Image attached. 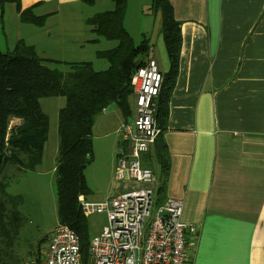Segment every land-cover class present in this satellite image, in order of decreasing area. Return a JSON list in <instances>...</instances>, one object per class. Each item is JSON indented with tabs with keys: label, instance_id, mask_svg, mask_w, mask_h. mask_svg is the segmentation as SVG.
<instances>
[{
	"label": "crops",
	"instance_id": "0c3cea01",
	"mask_svg": "<svg viewBox=\"0 0 264 264\" xmlns=\"http://www.w3.org/2000/svg\"><path fill=\"white\" fill-rule=\"evenodd\" d=\"M169 1L180 23L181 47L162 132L168 153L162 199L183 201L181 218L191 227L185 236L186 264H264V0ZM20 3L22 8L37 3L33 12L46 15L43 26H35V32L44 37L40 57H53L45 49L57 51L54 45L60 42V34L72 49L99 44L91 41L94 34L84 27L82 1ZM131 4L127 0L124 24ZM10 12L18 32L6 48L22 39L37 52L38 41L31 42L19 32L26 23L19 21L14 4ZM148 29L147 57L164 73L168 58L159 32V13ZM132 100L127 119H118L121 113L114 104L101 113L100 123L112 127L103 133L114 137L111 159L116 158L117 127L133 119V96ZM153 147L154 143L147 151L151 155ZM154 166L150 169L158 181L156 158ZM127 182L122 192L145 186ZM30 258L26 255L21 264Z\"/></svg>",
	"mask_w": 264,
	"mask_h": 264
},
{
	"label": "trees",
	"instance_id": "16d2710c",
	"mask_svg": "<svg viewBox=\"0 0 264 264\" xmlns=\"http://www.w3.org/2000/svg\"><path fill=\"white\" fill-rule=\"evenodd\" d=\"M80 1L89 5L94 3V0ZM110 1L113 8L83 21L94 34L92 42L99 38L117 42L112 48L95 51L97 58L107 62L105 70H95L89 61L65 62L69 70L62 73L46 64L60 61L40 57L34 47L22 39L17 40L13 48L0 50V174L6 164L25 171L34 170L40 163L48 137V116L42 111L39 100L64 97V104L58 110L53 180L56 215L59 224L68 226L78 236L82 264L88 261L90 235L78 196L86 197L89 192L84 170L92 160V127L96 117L112 104L119 108L124 119L131 115V76L137 69L136 63L139 66L144 63L150 47L148 38L134 44L124 28L127 0ZM6 3L14 4L20 22L43 26L46 15L38 16L33 12L37 3L22 8L20 0H0V17H3ZM148 9L152 15H160L159 32L168 58V69L161 73L162 81L154 105V119L160 129L153 147L160 174L155 198L156 203H162L168 171V153L162 132L178 74L181 33L169 0H150ZM15 118L21 123L8 129L10 120ZM4 185L0 178V238L4 239V246L10 247V214L15 219L17 211L7 207L10 199L4 193Z\"/></svg>",
	"mask_w": 264,
	"mask_h": 264
},
{
	"label": "built area",
	"instance_id": "2783aa9c",
	"mask_svg": "<svg viewBox=\"0 0 264 264\" xmlns=\"http://www.w3.org/2000/svg\"><path fill=\"white\" fill-rule=\"evenodd\" d=\"M161 81L156 61L146 57L130 80L133 119L121 123L116 130L115 178L145 186L102 201L78 196L85 217L93 213L106 216L100 232L90 237L87 264H186L185 236L191 227L181 218L183 201L165 199L156 203L157 180L149 167L141 165L142 155L160 133L154 119V105ZM24 264H82L79 238L68 226L58 223L40 259L33 257Z\"/></svg>",
	"mask_w": 264,
	"mask_h": 264
},
{
	"label": "rangeland",
	"instance_id": "374dc122",
	"mask_svg": "<svg viewBox=\"0 0 264 264\" xmlns=\"http://www.w3.org/2000/svg\"><path fill=\"white\" fill-rule=\"evenodd\" d=\"M149 4L150 0H132L130 5L124 28L128 31L134 44H138L143 38L149 37L148 26L151 27L154 16L149 12ZM112 5L113 3L110 0H94L91 5L82 2L80 8L83 19L95 13L110 10ZM4 6L7 7L8 20L6 27H4L3 17H0V50H5L6 46L9 47L13 36L18 32L17 28L11 24V4L6 3ZM139 6H143L142 11ZM36 29L38 28L34 25L25 24L21 26L19 32L31 42L38 41L36 43L37 52H35L40 56V43L44 37H40L35 32L37 31ZM145 31L148 32L146 33ZM56 38L49 39V41H54ZM98 42L99 44L97 45L86 46L84 50L79 48L72 49L74 46L62 42V35L60 34V42L54 45V49H57V51L50 53L45 49L46 55L53 56L47 59L60 62L46 64L62 73H66L69 70L65 62L89 61L95 70H105L108 66L107 62L104 59L97 58L95 51L112 48L117 42L104 38H99ZM98 42L95 41L93 43ZM132 101L131 97L130 105H132ZM39 104L42 111L48 116V137L40 163L36 165L34 170L25 171L17 169L12 164H6L0 174V178L5 184L4 193L10 199L7 207L17 211L15 219L10 214L11 246H4L6 243L3 238H0L3 241L2 243L0 242V264H21L28 254L39 259L41 252L46 247L51 231L58 223L53 180L58 147V110L64 104V97H44L39 100ZM101 117L104 116L102 114L98 115L94 122L95 125L92 129V160L84 170L86 184L89 189L86 199L89 201L105 200L108 196L122 192L129 186L127 182L129 180L113 178L115 157L113 159L110 158L111 153L109 150L114 137L111 134L104 136V134L109 132L111 126H104L103 123H100ZM121 118L120 114L118 119ZM20 123V120L11 119L8 129ZM153 155L149 152L143 154L141 165L154 168L155 158ZM86 221L88 234L92 237L100 232L102 226L106 223V216L104 213H93L86 216Z\"/></svg>",
	"mask_w": 264,
	"mask_h": 264
},
{
	"label": "water",
	"instance_id": "95a60500",
	"mask_svg": "<svg viewBox=\"0 0 264 264\" xmlns=\"http://www.w3.org/2000/svg\"><path fill=\"white\" fill-rule=\"evenodd\" d=\"M136 67H139V64L138 63H136Z\"/></svg>",
	"mask_w": 264,
	"mask_h": 264
}]
</instances>
